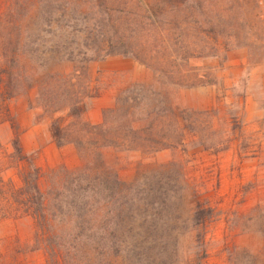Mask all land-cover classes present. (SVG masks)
Masks as SVG:
<instances>
[{
	"label": "rangeland",
	"instance_id": "obj_1",
	"mask_svg": "<svg viewBox=\"0 0 264 264\" xmlns=\"http://www.w3.org/2000/svg\"><path fill=\"white\" fill-rule=\"evenodd\" d=\"M108 45L126 54L102 58ZM0 71L4 192L26 165L8 158L18 138L56 227L70 175L100 167L94 197L154 217L135 264L203 250L201 264H264V0H0ZM0 206V264L62 263L31 216Z\"/></svg>",
	"mask_w": 264,
	"mask_h": 264
},
{
	"label": "trees",
	"instance_id": "obj_2",
	"mask_svg": "<svg viewBox=\"0 0 264 264\" xmlns=\"http://www.w3.org/2000/svg\"><path fill=\"white\" fill-rule=\"evenodd\" d=\"M108 48L102 58L114 54H126L115 52L112 46ZM5 74L0 71V85L6 83ZM83 113L84 109L81 103H75L68 107V115L71 117L78 118ZM85 127L91 130L96 129L95 126L90 127L86 123ZM53 129L57 136L59 128L55 122ZM56 145L61 146L62 143L57 142ZM11 148L12 152L8 158L12 159L16 165L21 162L26 165L20 174L18 188L11 185L5 192L0 188V203L16 206L35 220L44 233L43 239L52 258L58 254L61 264H135L134 260H138L141 253L139 249L136 251L137 240H145L152 233V231H148L150 229L148 223L154 219L152 215H148L145 209L142 211L134 209L137 203L130 199L124 200L118 206H116L117 203L114 205L110 202H102L103 197H100L99 201L98 197H94L97 194L93 184H95V179L105 177L106 174L99 167L97 169L99 171H96L95 175L91 174V177L88 178L87 175L90 174L83 172V169L87 171L91 168L84 166L80 169L81 172L78 176L71 174L68 179L69 185L73 188L70 190V199L67 200L68 208L65 212L66 216H64L68 218L69 223L65 227H56L54 220L59 214L55 212V215L54 213L49 215L50 200L40 189L38 167L32 158L23 153L18 138L11 141ZM101 163L103 164V162ZM86 190L87 192H85ZM89 191L92 194L89 195ZM212 214L213 209L209 203L205 202L196 206L191 216L192 227L197 229L210 220ZM134 222H138L139 225L134 227ZM195 239L197 246L201 245L203 237L200 233L196 234ZM193 256L194 264H201V260L206 255L203 250L194 253Z\"/></svg>",
	"mask_w": 264,
	"mask_h": 264
}]
</instances>
